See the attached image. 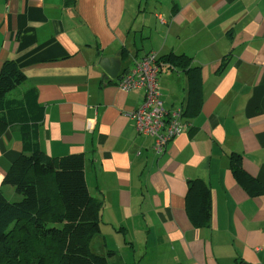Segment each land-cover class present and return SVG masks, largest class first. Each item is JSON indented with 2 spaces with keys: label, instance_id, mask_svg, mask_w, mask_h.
I'll return each instance as SVG.
<instances>
[{
  "label": "crops",
  "instance_id": "crops-1",
  "mask_svg": "<svg viewBox=\"0 0 264 264\" xmlns=\"http://www.w3.org/2000/svg\"><path fill=\"white\" fill-rule=\"evenodd\" d=\"M150 51L190 58L186 67L160 60L165 108L185 109L190 75L199 77V109L161 154L126 116L143 89L117 87ZM101 57L120 61L117 78ZM7 59L25 75L0 113L12 120L0 134L9 200L20 195L3 177L33 115L46 154H84L86 187L102 201L91 247L113 251L108 264H264V0H0V68ZM193 179L209 188L204 226L186 209Z\"/></svg>",
  "mask_w": 264,
  "mask_h": 264
},
{
  "label": "trees",
  "instance_id": "trees-1",
  "mask_svg": "<svg viewBox=\"0 0 264 264\" xmlns=\"http://www.w3.org/2000/svg\"><path fill=\"white\" fill-rule=\"evenodd\" d=\"M160 60L186 67L190 58L170 52L158 57V63ZM24 79L14 60L2 63L0 113L7 104V94ZM190 81L189 104L183 109L185 118L196 114L201 101L197 73L190 75ZM12 108L10 105L8 112L13 115L18 110L12 113ZM24 116L20 119L25 125L22 151L3 177V183L11 185L20 198L9 200L0 191V264H108L113 251L97 254L91 247L93 238L100 234L102 201L90 195L86 187L84 154H46L32 138L38 121L33 120V115L30 120ZM10 117L6 116L7 120L0 116V134L10 124L8 121L12 122ZM237 156H230L229 165L236 180L244 184L246 176ZM187 201L186 209L194 225H206L210 196L204 181H189Z\"/></svg>",
  "mask_w": 264,
  "mask_h": 264
},
{
  "label": "built area",
  "instance_id": "built-area-1",
  "mask_svg": "<svg viewBox=\"0 0 264 264\" xmlns=\"http://www.w3.org/2000/svg\"><path fill=\"white\" fill-rule=\"evenodd\" d=\"M158 74V55L150 51L120 75L117 87L125 92L143 89L142 103L126 116L134 121L138 133L153 137V149L156 154H161L172 139L186 130L187 122L182 107H164Z\"/></svg>",
  "mask_w": 264,
  "mask_h": 264
},
{
  "label": "water",
  "instance_id": "water-1",
  "mask_svg": "<svg viewBox=\"0 0 264 264\" xmlns=\"http://www.w3.org/2000/svg\"><path fill=\"white\" fill-rule=\"evenodd\" d=\"M100 67L110 79L117 78L120 70V61L114 57H101L99 60ZM244 264V263H242Z\"/></svg>",
  "mask_w": 264,
  "mask_h": 264
},
{
  "label": "rangeland",
  "instance_id": "rangeland-1",
  "mask_svg": "<svg viewBox=\"0 0 264 264\" xmlns=\"http://www.w3.org/2000/svg\"><path fill=\"white\" fill-rule=\"evenodd\" d=\"M10 96V95H9Z\"/></svg>",
  "mask_w": 264,
  "mask_h": 264
}]
</instances>
